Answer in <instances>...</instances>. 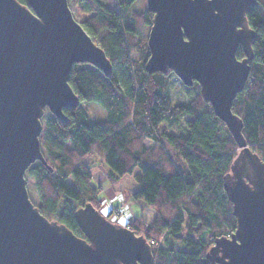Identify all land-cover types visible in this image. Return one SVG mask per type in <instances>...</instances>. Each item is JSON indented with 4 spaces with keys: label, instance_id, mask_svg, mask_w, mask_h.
<instances>
[{
    "label": "trees",
    "instance_id": "trees-1",
    "mask_svg": "<svg viewBox=\"0 0 264 264\" xmlns=\"http://www.w3.org/2000/svg\"><path fill=\"white\" fill-rule=\"evenodd\" d=\"M137 1L116 0L119 10L113 11L99 0H68L70 8L87 15L82 27L104 50L112 73L90 63L73 66L69 84L80 105L64 109L69 123L50 113L40 136L53 171L36 162L26 179L36 190L40 212L85 238L75 214L86 204L100 210L101 188L93 184V171L102 166L111 184L132 189L133 199L155 212L150 226L139 218L124 225L147 240L155 264H210L206 256L215 239L236 230L224 178L239 147L197 82L186 86L173 71L146 70L145 29L150 30L153 14L131 12ZM257 2L246 14L255 32L254 58L232 110L243 120L248 145L264 161V0ZM237 57H244L241 47ZM172 78L188 103L173 102ZM88 104L106 118L93 121Z\"/></svg>",
    "mask_w": 264,
    "mask_h": 264
},
{
    "label": "water",
    "instance_id": "water-1",
    "mask_svg": "<svg viewBox=\"0 0 264 264\" xmlns=\"http://www.w3.org/2000/svg\"><path fill=\"white\" fill-rule=\"evenodd\" d=\"M146 2L153 14L146 70L173 71L186 86L197 82L239 147L224 178L236 230L216 238L206 257L210 264H264V161L248 145L243 120L232 110L254 58L255 32L246 14L258 2L220 0L228 6L217 21L197 7L205 0ZM178 18L190 26L193 46L186 51L175 46L172 25ZM187 31L181 26L185 39ZM240 47L242 59L237 57ZM76 63L112 73L111 61L75 20L68 0H27V5L0 0V264H130L134 252L136 264H155L143 236L111 222L92 204L75 214L82 238L49 220L30 199L28 168L41 162L53 171L40 140L46 110L69 123L64 109L80 105L69 84ZM238 238L239 245L228 247Z\"/></svg>",
    "mask_w": 264,
    "mask_h": 264
},
{
    "label": "rangeland",
    "instance_id": "rangeland-1",
    "mask_svg": "<svg viewBox=\"0 0 264 264\" xmlns=\"http://www.w3.org/2000/svg\"><path fill=\"white\" fill-rule=\"evenodd\" d=\"M99 1L113 11L119 10L116 0ZM146 9V0H139L131 7V12L143 11ZM71 10L75 20L79 23L87 19V15L81 14L76 8H71ZM149 31L150 30L145 29V36L149 35ZM177 78H172V100L176 104H186L189 100L183 96ZM85 106L88 108L89 116L93 121H103L106 118L105 112L97 107V105L88 104ZM49 114L50 112L46 110L42 119L43 122ZM146 144L147 146H150L152 142L147 141ZM93 176L95 177L93 184L101 188L100 199L102 201V206L99 211L105 216H109L115 210L118 211V213L114 212L110 215L109 220L111 222L125 225L129 221H134L136 218H139L146 224V226L152 225L155 218V212L152 209H144L141 202L134 200L132 197V189L124 187L120 183L111 184L107 180L106 170L102 166H98L94 169ZM27 188L31 201L37 205L36 190L34 186L30 184ZM121 221H123V223H121ZM159 245L164 246V243H160Z\"/></svg>",
    "mask_w": 264,
    "mask_h": 264
},
{
    "label": "snow or ice",
    "instance_id": "snow-or-ice-1",
    "mask_svg": "<svg viewBox=\"0 0 264 264\" xmlns=\"http://www.w3.org/2000/svg\"><path fill=\"white\" fill-rule=\"evenodd\" d=\"M228 5H225L224 3L220 2V0H205L203 4L197 5L203 13V15L211 21H217L222 17L223 10L227 7ZM181 26L183 28L188 29L187 35L189 39H185L184 35L181 34ZM173 30L175 32L176 40H175V46L182 50L186 51L192 48L193 46V40L189 35L190 31V26L189 23L184 19V18H178L174 21L173 25ZM233 29L235 30V25H233ZM123 223V221H121ZM242 239H235L233 245H228V247H235V245H239L241 243ZM244 245H241L243 247ZM139 257L135 254H130L128 259L130 261V264H136V261Z\"/></svg>",
    "mask_w": 264,
    "mask_h": 264
},
{
    "label": "crops",
    "instance_id": "crops-1",
    "mask_svg": "<svg viewBox=\"0 0 264 264\" xmlns=\"http://www.w3.org/2000/svg\"><path fill=\"white\" fill-rule=\"evenodd\" d=\"M94 177V176H93ZM95 178V177H94Z\"/></svg>",
    "mask_w": 264,
    "mask_h": 264
}]
</instances>
